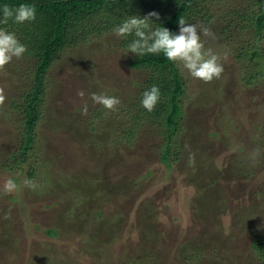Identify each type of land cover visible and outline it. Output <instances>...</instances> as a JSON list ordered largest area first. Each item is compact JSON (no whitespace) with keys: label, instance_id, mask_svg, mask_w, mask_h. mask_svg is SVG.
I'll use <instances>...</instances> for the list:
<instances>
[{"label":"rangeland","instance_id":"rangeland-1","mask_svg":"<svg viewBox=\"0 0 264 264\" xmlns=\"http://www.w3.org/2000/svg\"><path fill=\"white\" fill-rule=\"evenodd\" d=\"M188 11L186 21L200 26L201 11L194 17ZM214 37L201 36L205 48L221 57L219 79L205 83L179 67L187 78L181 101L187 126L178 137L177 158L172 159L173 152L168 157L171 169L158 158L161 120L137 126L142 117L134 111H147L141 101L154 71L128 65L114 30L61 49L50 66L40 143L30 159L39 167L33 179L27 176L28 164L12 172L2 167L21 125L20 114L9 111L5 101L0 109V264H260L263 252L252 239L264 240V167L248 175L234 161L238 147L249 151L248 159L259 150L256 161L263 160L264 72L254 69L258 62L250 57L236 60ZM10 72L0 71L5 93L12 88ZM92 93L116 96L121 103L107 110L92 101ZM125 108L130 115L114 113ZM101 111L106 116L99 122ZM132 126L137 128L130 140L125 132ZM8 179L18 190L4 192ZM25 179L38 187L24 186ZM218 231L222 235L212 237L209 252H200L208 232Z\"/></svg>","mask_w":264,"mask_h":264},{"label":"trees","instance_id":"trees-1","mask_svg":"<svg viewBox=\"0 0 264 264\" xmlns=\"http://www.w3.org/2000/svg\"><path fill=\"white\" fill-rule=\"evenodd\" d=\"M21 3L35 5L36 20L30 22L31 25L29 22L16 24L12 20H9L6 25L0 24V28L14 32L20 42L27 47L26 53L20 59L14 58L3 69L4 71L11 70L9 80H11L12 88L5 93L9 105L8 110L20 114L21 125L18 127L20 134L16 142L2 160V167L6 171L12 172L14 169L24 168L28 164L26 170L30 179L35 178L37 170H39L38 166L30 163V159L35 156L40 143L38 125L43 119L42 103H45L47 98V73L50 66L57 55L61 53V49L80 47L89 41L90 37L114 30L128 16L143 18L151 12H155L159 19L151 18L153 28L166 27L177 33L179 18L186 20V15H190L188 9L192 11V17L199 16L201 11L202 14L199 17L201 25L217 30L215 33L219 35V37L215 35L212 40L216 39L219 43L224 44L228 53L236 60L248 57L254 59L258 62L254 65V69L264 72V0H0V9L5 4L18 6ZM217 17L221 21V26L220 23H216L217 25L214 23V18ZM29 25L32 27V33L29 32ZM121 39L120 47H124L128 51V44L135 37L128 36ZM231 44L235 46L233 52L230 49ZM127 57L129 66L133 68L151 67L154 71L148 81L149 89L153 85L158 86L161 90V100L151 113L153 117H150L147 111H143L142 107L134 111H136L135 114H141L140 116L143 118L139 120L137 126L143 124L145 120L153 119V122L156 121V123L161 120L164 130L157 128L158 132L156 131L158 136L163 138L158 148L162 153H159L158 158L168 169H171L172 160L168 157L173 152L172 159L177 158L175 152H178L177 147L180 146L178 137L187 126L183 116L185 113L184 104H181L187 91V78L183 77L179 67L168 61L163 54L139 57L128 53ZM38 103L40 104L38 105ZM114 113L118 116L122 113L130 115L127 108ZM102 116H106L103 111L97 117V119L100 118L99 122L101 119L103 120ZM111 116L108 117L113 120L114 118ZM115 123L118 125L117 122ZM137 126L128 128L125 132L126 135L133 134ZM131 137H129L130 140ZM174 143L175 147H173ZM202 149L206 150V148ZM236 150L238 151L236 156L240 157H236L234 161L236 169L252 175L257 167H264V152L260 155L263 160L253 163L251 157L248 159L249 151L241 147ZM237 162L241 165H236ZM146 175H152V173ZM135 179L134 177L132 180L136 185ZM131 185L133 186L132 183ZM262 192L264 195V187ZM262 200L263 206H260L264 209V199ZM251 212L249 211L248 214ZM48 231L52 235L56 233L54 228H49ZM219 235H222L219 231L216 234L208 232L204 244L198 245L200 252H209L206 250L211 247L212 237L219 238ZM252 240L253 246L263 252V255H259V263L264 264V240Z\"/></svg>","mask_w":264,"mask_h":264},{"label":"clouds","instance_id":"clouds-1","mask_svg":"<svg viewBox=\"0 0 264 264\" xmlns=\"http://www.w3.org/2000/svg\"><path fill=\"white\" fill-rule=\"evenodd\" d=\"M0 24H8L12 20L16 24L34 22L37 17L35 5L21 3L18 6L5 4L0 9ZM152 17L159 19L155 12L149 13L143 18L140 16H128L127 19L114 29L117 37L126 38L134 36L128 44V53H133L139 57L145 55H160L186 70L194 78L209 83L214 79H219L224 71L221 57L213 52L211 48H205L203 37H214L210 28L202 25L188 23L185 19L179 18L178 34L170 31L166 27L153 28ZM27 51L26 45L20 42L14 32L6 28H0V70L5 69L13 59H20ZM125 54V55H126ZM223 59H227L224 57ZM77 95L81 98L84 96L83 91ZM91 99L95 104L103 106L110 111L117 110L121 101L116 96L106 94L92 93ZM6 100V94L3 87H0V107H3ZM161 100V90L158 86L153 85L150 89L144 91L142 106L149 112L153 111ZM84 113L87 112L85 104ZM259 150H254L251 154V160L255 163L259 156ZM190 161L194 162V154L190 155ZM23 185L35 190L38 185L35 181L25 179ZM20 186L13 179H8L4 184V192L12 193L18 190ZM5 219L9 216L5 214Z\"/></svg>","mask_w":264,"mask_h":264}]
</instances>
